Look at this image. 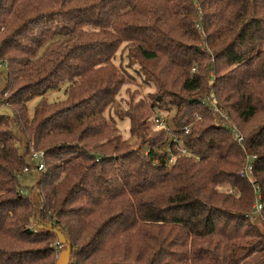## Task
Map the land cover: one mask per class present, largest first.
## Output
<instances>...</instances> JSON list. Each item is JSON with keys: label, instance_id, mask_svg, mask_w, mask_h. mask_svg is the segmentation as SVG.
Instances as JSON below:
<instances>
[{"label": "trees", "instance_id": "obj_1", "mask_svg": "<svg viewBox=\"0 0 264 264\" xmlns=\"http://www.w3.org/2000/svg\"><path fill=\"white\" fill-rule=\"evenodd\" d=\"M118 51L153 62L159 91L184 93L130 100L118 118L137 149L111 112L129 77ZM7 53L19 69L0 94L22 80L0 104L14 113L0 114V264H55L58 236L68 264H264V0H0ZM62 85V100L42 99ZM156 101L174 108L168 125L189 155L166 127L149 132ZM30 149L43 153L39 209L18 183ZM247 157L259 222L248 218L253 185L238 176Z\"/></svg>", "mask_w": 264, "mask_h": 264}, {"label": "rangeland", "instance_id": "obj_2", "mask_svg": "<svg viewBox=\"0 0 264 264\" xmlns=\"http://www.w3.org/2000/svg\"><path fill=\"white\" fill-rule=\"evenodd\" d=\"M19 58L20 56L14 55L12 53H7L3 57L0 58V93H2L5 89V75L7 74V72L12 73V72H16L19 69L17 65ZM126 60L127 59L124 57V53L122 54L120 53V51H118L115 65L125 68V70H127L129 77L127 78L126 86L124 85L123 87H121L118 97L115 99V102L112 106L111 112H112V117L115 120L116 127L119 133L121 134L122 140L126 141V144L128 146L127 148L137 149L139 148V146H141L140 145L141 143L129 135L128 121L126 119L121 120L118 118V116L125 118L126 114L130 112L129 109L127 108L128 107L127 105H130V100L131 99L144 100L145 102H147L145 103L146 107H149L151 103H148V102H154L157 96H158L157 98H161L162 102H168L170 98L165 96L167 93L171 92L179 96L183 95L184 93L180 92L179 89L175 86L173 88L165 89V90L162 88L161 91H159V89H156L157 87L154 84V81L151 78H148L146 75V73H150V72L155 73L154 72L155 64L153 62H148V63L143 62L140 65L144 67L141 68L138 63L130 64ZM218 64L219 63H217V65ZM21 80H22L21 77H18V80L15 81L12 92H9L8 90L5 93L0 94V104L2 102H5L6 98L10 96V94H13V92H16V90L20 87L19 84ZM67 85L68 84H66V86ZM66 86L62 85L60 86L58 90L48 92L42 99L43 100L45 99L47 102H52V101H56L59 99L62 100ZM71 90H74V89H68V92H71ZM39 99L40 98H33L30 101H28L26 105L28 116H31L33 114L34 107L39 101ZM156 102H159V101H156ZM162 102L157 103L160 108L154 111L155 113L158 114V116H161L164 122L168 125L170 124L172 118L175 115V110L171 105H165V103H162ZM0 114L8 117L9 119H13V115H14L12 109L4 105L0 106ZM262 118H264V116H262ZM148 129L151 134L153 130H157L155 125L153 124L151 126L148 125ZM12 132L15 133L13 126H12ZM16 147L20 153H23L22 146L17 144ZM30 150H28V152ZM26 163L28 162L26 161ZM39 177H40V172H38L37 170H31L30 172L23 173L18 177V183H19L21 191L26 196H30L31 201L35 204V206L38 209L41 208V205H42L39 194H38V188H37ZM56 228L60 232L61 228L60 227L59 228L56 227ZM58 239L60 243L64 244V248L62 250L56 251L55 264H68L70 245H68L61 236H58Z\"/></svg>", "mask_w": 264, "mask_h": 264}, {"label": "built area", "instance_id": "obj_3", "mask_svg": "<svg viewBox=\"0 0 264 264\" xmlns=\"http://www.w3.org/2000/svg\"><path fill=\"white\" fill-rule=\"evenodd\" d=\"M199 120H200V117L195 116L193 119L189 120L185 125L181 126L178 129V132L182 133L184 135L189 134L192 131V127ZM154 124H155L156 129L166 127L167 130H169L171 132L170 138H171V142L174 145L173 150L177 151L181 155H189L187 150L180 146V144H181L180 139L172 134V131H174V128H172L170 125H167L161 116H158L157 118H155ZM232 135L238 144L243 143V141H244L243 137L237 132V130L234 127H232ZM174 156L175 155L173 153L170 154V156L167 160V163H166L168 167H170L173 164ZM252 158L253 157H247V159L244 162L242 169L239 170V172H238V176L242 179L247 180L248 182L252 183V185H253L252 187L254 190L255 197H254V202L251 206V211L248 215V218L252 222H259L260 217H261V212H262V205L260 203V195L258 193V186L256 184H253L255 181V178H254V174H253L252 164L250 161ZM42 159H43V153L42 152H36V151L31 149L28 152V154L26 155V160L30 164H29V166L24 168L23 173H28L31 170H37V171L42 170L43 169V164L41 162ZM52 247L54 250L59 251V250H62L64 248V244L56 241L52 244Z\"/></svg>", "mask_w": 264, "mask_h": 264}]
</instances>
